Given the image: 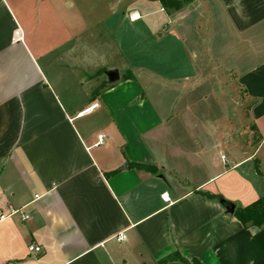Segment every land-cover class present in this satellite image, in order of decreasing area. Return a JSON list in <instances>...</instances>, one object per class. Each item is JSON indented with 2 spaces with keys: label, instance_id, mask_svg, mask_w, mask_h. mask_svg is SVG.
<instances>
[{
  "label": "crops",
  "instance_id": "1",
  "mask_svg": "<svg viewBox=\"0 0 264 264\" xmlns=\"http://www.w3.org/2000/svg\"><path fill=\"white\" fill-rule=\"evenodd\" d=\"M178 1L0 0V215L22 210L0 219V264H264V226L221 204L264 196V0ZM88 19L136 30L148 61L122 75L83 45ZM214 78L245 113L219 129L193 104Z\"/></svg>",
  "mask_w": 264,
  "mask_h": 264
},
{
  "label": "rangeland",
  "instance_id": "2",
  "mask_svg": "<svg viewBox=\"0 0 264 264\" xmlns=\"http://www.w3.org/2000/svg\"><path fill=\"white\" fill-rule=\"evenodd\" d=\"M59 1L61 2V4L63 3V0H59ZM82 1L85 3H89L91 0H82ZM97 1L101 2V4L98 7L99 15L101 14L100 16L104 17L105 16L104 13L107 12L105 10L106 9L105 2L110 4L112 1L115 2L116 0H112V1L111 0H97ZM139 2H140V0H120L119 9L125 10L129 6L130 10H132L135 7H138ZM67 20L68 21H74V18H71V20L70 19H67ZM86 23H87V27H88L87 29L88 30H87V33L84 34V36L82 38L83 45H85L87 47H92V49H93V47H95V45H97V50L101 51L104 49V48L102 49V47H104V46H102L103 43L104 42L108 43V45L111 46L112 49L115 51L114 52L115 55L112 58H110V57L107 58L108 63L107 62H105V63H107L108 65L114 66V67H119L121 69V67H123L124 65L131 67L135 64L141 63V61H144V62L148 61V58H147V60L143 59L145 57V55H144V52L143 53H141V52L144 48L141 49L142 41L136 37V30L135 31L133 30L134 32L130 35V37H128V36H126V34H124L125 31L123 32V30L121 31V28H119L120 27L119 21H116L114 19L112 21L109 20V22H106V23L101 21V22H98L96 24H95V22H93V21L91 22V20L88 19ZM125 25H127V22L123 23L122 27L124 28ZM127 28H129L128 30L133 29V27H127ZM90 29L93 32H98V34H100L102 36L98 37V38L90 37ZM106 29H108V30L113 29L112 33L114 34V36H112V37H113L114 41L111 40L110 34L109 33L107 34V32H105ZM156 39H160L164 42V40L161 38H156ZM120 52H122L124 57H122V55H120L121 54ZM102 55L103 54H101L100 52L97 55L98 61H99L98 63L104 62L103 60H100L101 59L100 56H102ZM93 56H95V55H93ZM121 71H122V69H121ZM121 73L123 75L124 72L122 71ZM125 74H127V76H128L127 72H125ZM145 74H148V75L150 74L151 76H149V78L153 77L151 72L146 71ZM97 76L102 77L103 71H100V73L97 74ZM182 81H183V84H181L178 81V84L176 85L174 91L180 92V88H183V89L185 87L188 88L190 83H191L189 81L184 80V76H183ZM227 84L229 85V83H227ZM153 87L154 86H152L150 88L152 89ZM198 89L199 90L197 91V93L195 92V94L193 95V97H194V103H193L194 109L195 110L197 109V110L203 112L204 115H206L208 113V117L210 119L211 125L215 126L217 129L225 127L227 121H226V118L224 116H222L223 109L225 108L224 103H223V98H222L225 88H223L224 90H222V86H220L218 80L216 78H214L212 85H206V84L200 85L198 87ZM237 96H238V94L236 95V97ZM237 101H238L237 104L236 105L234 104L237 112L234 111L232 104L226 106L225 109L227 110V113H230V115L236 114V116H239L241 113L243 116V114H245V113L243 111H240V108H239L240 102H239V100H237ZM225 103H227V100ZM235 103H236V100H235ZM242 103H243L242 106L244 107V102H242ZM242 118L244 119V117H242ZM224 153H226V151ZM217 158H220V156H217ZM258 158L264 159V144L262 145V148H261L260 154L258 155ZM260 169L264 170V167L262 166Z\"/></svg>",
  "mask_w": 264,
  "mask_h": 264
},
{
  "label": "trees",
  "instance_id": "3",
  "mask_svg": "<svg viewBox=\"0 0 264 264\" xmlns=\"http://www.w3.org/2000/svg\"><path fill=\"white\" fill-rule=\"evenodd\" d=\"M163 8L167 11L172 9L179 10L183 7L184 3L178 0H160ZM137 168H142L145 166L142 165H135ZM147 169H152V173H157V170L153 167H146ZM200 193V192H199ZM209 198H215L221 200V196H213L210 194H206ZM233 217L237 219L243 226H256V227H263L264 226V196L258 199L253 204L244 207V208H237L233 213ZM169 260H179L186 264H200L197 261H188L185 258L180 257L179 253H176ZM166 260V261H169Z\"/></svg>",
  "mask_w": 264,
  "mask_h": 264
},
{
  "label": "built area",
  "instance_id": "4",
  "mask_svg": "<svg viewBox=\"0 0 264 264\" xmlns=\"http://www.w3.org/2000/svg\"><path fill=\"white\" fill-rule=\"evenodd\" d=\"M98 106V104L88 108L87 110H85L84 112L87 113L91 110H93L94 108H96ZM106 136L105 135H99V141H98V145L103 144L104 140H105ZM224 159V157H223ZM19 213H22L21 209H15V208H11L7 213H3L0 215V219L1 220H6L9 219ZM23 220H28L30 217L29 215H22ZM124 239H126V236L124 234H120L117 236V240L118 241H123ZM29 251L30 252H40L41 251V247L36 246V245H31L29 246Z\"/></svg>",
  "mask_w": 264,
  "mask_h": 264
},
{
  "label": "water",
  "instance_id": "5",
  "mask_svg": "<svg viewBox=\"0 0 264 264\" xmlns=\"http://www.w3.org/2000/svg\"><path fill=\"white\" fill-rule=\"evenodd\" d=\"M107 76L110 83H115L120 79V75L117 70L109 71L107 73ZM221 204L226 208L229 213L233 214L235 212L236 206L233 203L226 200H222Z\"/></svg>",
  "mask_w": 264,
  "mask_h": 264
},
{
  "label": "bare ground",
  "instance_id": "6",
  "mask_svg": "<svg viewBox=\"0 0 264 264\" xmlns=\"http://www.w3.org/2000/svg\"><path fill=\"white\" fill-rule=\"evenodd\" d=\"M133 18H134V19H138V18H139L138 14H134ZM132 20H133V19H132Z\"/></svg>",
  "mask_w": 264,
  "mask_h": 264
}]
</instances>
